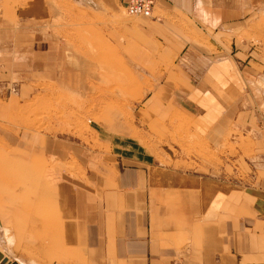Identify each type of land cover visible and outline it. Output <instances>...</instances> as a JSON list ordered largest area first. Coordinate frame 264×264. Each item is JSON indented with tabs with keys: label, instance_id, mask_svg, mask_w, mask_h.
Returning a JSON list of instances; mask_svg holds the SVG:
<instances>
[{
	"label": "crops",
	"instance_id": "crops-1",
	"mask_svg": "<svg viewBox=\"0 0 264 264\" xmlns=\"http://www.w3.org/2000/svg\"><path fill=\"white\" fill-rule=\"evenodd\" d=\"M72 1L86 14L100 6L98 0ZM112 1L125 9L124 0ZM3 3L0 126L7 129L18 124L17 114L39 84L80 94L82 98L95 93L96 88L78 83V66L67 67L71 57L65 48L42 32L56 16L51 0ZM254 6V0H153L154 14L151 19L137 17L138 30L143 32L142 38L147 36L149 42L154 39L164 45L166 53L162 55L177 57L172 79L159 87V93H166L169 100L158 101V93L145 108L136 110L139 121H135V128L141 130L144 123L153 126L146 110H165L167 120L177 111L192 121L193 134L204 137L211 131L216 133L238 86L244 90L250 87L253 100L261 97L264 101V75L257 76L264 66L253 63L247 69L253 79L246 74L248 79L233 61V56L242 54L237 52L239 17L251 12H239L238 8ZM195 21L205 25L197 26ZM226 42L234 46L233 55ZM179 56L185 63L177 60ZM153 58L150 56L151 61ZM232 73L241 84L233 83L229 97L222 83ZM254 101L251 111L246 110L251 118L258 108ZM89 123L104 149L89 153L87 185L79 193L73 190L71 176H64L56 164L50 165L51 160L69 161L73 156L68 137L53 136L66 144L51 145L45 140L43 150L35 151L31 145L35 137L29 130L13 126L9 132H0V138L15 144L7 152H0V157L10 158L0 165V183L7 195L14 196V189L37 190L22 192L21 220L23 230L26 221L36 220L39 232L34 235L48 241L37 244L39 256L64 253L70 258L69 264H264V193L259 200L245 201L230 191L217 201L211 194L221 188V182L156 163L155 152L146 148L142 138L133 137L136 133L127 129L116 108H108L99 121ZM249 123L255 121L251 119ZM156 125L158 133L143 135L160 134L158 139L169 140L168 126L163 131ZM30 174L38 179L30 180ZM4 217L0 220L7 219ZM46 218L48 223L42 224ZM13 236L7 229H0L1 250L17 264L13 244L7 243V238ZM21 236L33 235L24 231ZM20 262L31 264L25 257Z\"/></svg>",
	"mask_w": 264,
	"mask_h": 264
},
{
	"label": "rangeland",
	"instance_id": "rangeland-1",
	"mask_svg": "<svg viewBox=\"0 0 264 264\" xmlns=\"http://www.w3.org/2000/svg\"><path fill=\"white\" fill-rule=\"evenodd\" d=\"M98 1L100 6L94 8L92 14H86L81 8H77L72 0H51L56 16L51 26L42 30L46 37L54 39L70 55L67 67L73 69L78 66V83L96 88L95 93L82 98L80 94L58 90L49 84H39L37 92L17 114L18 124L13 125L15 129L24 128L34 135L35 140H32L31 145L35 151L43 150L45 140L51 145L66 144L53 136L68 137V146L74 150L73 156L69 161L51 160L50 165L56 164L64 176H71L75 186L73 190L79 193L81 190L84 191L87 185L85 177L89 153L95 149H104L98 143L89 122L99 121L108 108L114 107L125 121L127 129L136 133L133 137L142 138L141 142L146 148L155 152L156 163L173 165L191 174L221 182V188L211 194L217 201H222L230 191L237 192L245 201L262 198L264 101L261 97L255 102L250 87L244 90L238 86L233 102L222 115V123L219 128L217 127L216 133L211 131L204 137L193 134L190 131L192 121L177 111L167 120L165 110H146L148 121L152 118L155 124L147 126L144 123L141 130L137 126L135 128V121L138 120L135 111L140 107L145 108L159 93V87L165 86L167 80L172 79L171 73L175 68L174 60L177 56L162 55V52L166 53L164 45L154 39L152 43L149 42L150 37L147 36L142 38L143 32L138 30L137 17L129 16L118 3L112 0ZM0 4L4 9L3 0H0ZM254 5L255 8H238L239 12L243 9L251 12L245 17H239L237 52L242 54L233 56L237 69L251 79L253 75L249 74L247 69L253 63L264 66V8L258 7L264 6V0H254ZM153 14L154 12L152 16ZM195 24L199 25L197 22ZM226 44L228 50L230 46L232 47L233 55L234 46L229 42ZM156 45L159 47H155ZM224 53L223 51L222 55H225ZM150 56L155 58L151 61ZM177 60L185 63L184 57L179 56ZM231 65L236 71L235 66L232 63ZM262 75L264 68L257 76ZM237 79L235 73H232L222 83L229 97L233 83L241 84ZM158 95L161 97L158 98L160 102L169 100L166 93L160 92ZM253 101L258 108L256 107L254 117L251 118V114L246 110L248 108V111H251L249 107ZM251 119L255 123L250 124ZM156 123L163 131H167L168 126L169 140L158 139L157 136L160 138V134L155 137L143 135L144 132L158 133ZM13 126L9 125L8 130L6 126H0V132H9ZM213 136L217 139L213 140ZM259 137L262 139L256 141L260 139ZM14 145L12 141L0 138V152H7ZM6 159L10 160L9 157H0V165L5 163ZM32 159L34 162L36 157ZM1 175L0 172V177ZM29 178L33 181L38 179L32 174ZM28 191L37 192L36 189H14V196L9 197L7 190L0 183V217L7 215L4 217L6 220H0V225L1 230L7 229L15 235L7 238L8 245L13 244L14 258L19 264H22L21 257H25L31 264H69L70 258L64 253L49 254L45 258L39 256L37 244L44 245L48 241L44 237L34 235L39 232L36 220L26 221V228L22 229L21 202L24 201L22 192L28 194ZM48 216L49 214L46 217ZM45 222L48 223L47 218L42 224ZM24 231L33 236H21ZM29 240L30 244L27 242ZM0 252L3 253L1 247Z\"/></svg>",
	"mask_w": 264,
	"mask_h": 264
},
{
	"label": "built area",
	"instance_id": "built-area-1",
	"mask_svg": "<svg viewBox=\"0 0 264 264\" xmlns=\"http://www.w3.org/2000/svg\"><path fill=\"white\" fill-rule=\"evenodd\" d=\"M125 11L131 17H147L151 18L153 13V0H124ZM3 9L0 4V18L2 16Z\"/></svg>",
	"mask_w": 264,
	"mask_h": 264
},
{
	"label": "water",
	"instance_id": "water-1",
	"mask_svg": "<svg viewBox=\"0 0 264 264\" xmlns=\"http://www.w3.org/2000/svg\"><path fill=\"white\" fill-rule=\"evenodd\" d=\"M13 91H16V86L13 87ZM0 264H16L14 262H10L9 259L0 252Z\"/></svg>",
	"mask_w": 264,
	"mask_h": 264
},
{
	"label": "bare ground",
	"instance_id": "bare-ground-1",
	"mask_svg": "<svg viewBox=\"0 0 264 264\" xmlns=\"http://www.w3.org/2000/svg\"><path fill=\"white\" fill-rule=\"evenodd\" d=\"M2 224V223H1ZM2 227H1V225H0V229H1ZM7 257V256H6ZM8 258V257H7ZM9 259V258H8ZM9 261L11 262V260L9 259ZM17 264H19V263H17ZM21 264V263H20Z\"/></svg>",
	"mask_w": 264,
	"mask_h": 264
}]
</instances>
